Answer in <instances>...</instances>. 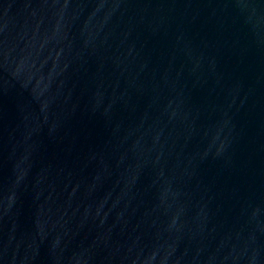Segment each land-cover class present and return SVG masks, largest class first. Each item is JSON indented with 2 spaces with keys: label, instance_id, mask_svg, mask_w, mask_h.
<instances>
[{
  "label": "water",
  "instance_id": "1",
  "mask_svg": "<svg viewBox=\"0 0 264 264\" xmlns=\"http://www.w3.org/2000/svg\"><path fill=\"white\" fill-rule=\"evenodd\" d=\"M0 264H264V0H0Z\"/></svg>",
  "mask_w": 264,
  "mask_h": 264
}]
</instances>
